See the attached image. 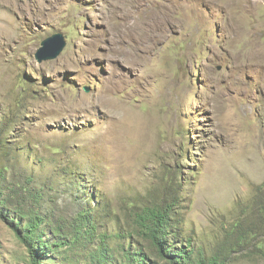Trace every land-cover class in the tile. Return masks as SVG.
<instances>
[{"label":"rangeland","instance_id":"rangeland-1","mask_svg":"<svg viewBox=\"0 0 264 264\" xmlns=\"http://www.w3.org/2000/svg\"><path fill=\"white\" fill-rule=\"evenodd\" d=\"M57 34L63 53L39 63ZM0 168V187L67 218L147 201L171 173L210 257L264 202V0H0ZM258 242L228 264H264ZM59 253L43 264L78 255ZM0 264H31L1 218Z\"/></svg>","mask_w":264,"mask_h":264},{"label":"trees","instance_id":"trees-1","mask_svg":"<svg viewBox=\"0 0 264 264\" xmlns=\"http://www.w3.org/2000/svg\"><path fill=\"white\" fill-rule=\"evenodd\" d=\"M7 170L0 168V182H6L4 172ZM178 175L176 171L177 178ZM160 185L161 191L147 201L130 199L118 208L106 202L92 209L91 204L89 209L67 218L57 216L56 210H46L40 203L44 200L43 194L23 199L31 190L10 182L0 187V204L10 208L17 201L21 207H13V215H7L0 206V218L10 225L27 250L31 264L53 262L52 255L58 252L78 254L63 259L67 264H114L116 261L119 264H228L232 253L244 252L249 245L253 246L254 240L258 242L257 236L264 230V202L252 209L258 223H234L225 242L206 257L191 247L183 232L182 190L173 181L172 174ZM116 209L124 212L125 220L120 229L110 234L100 221L114 216L117 219ZM48 230L53 239L48 237ZM112 240L121 241L116 249L111 246ZM255 249L264 255L263 242H258Z\"/></svg>","mask_w":264,"mask_h":264},{"label":"water","instance_id":"water-1","mask_svg":"<svg viewBox=\"0 0 264 264\" xmlns=\"http://www.w3.org/2000/svg\"><path fill=\"white\" fill-rule=\"evenodd\" d=\"M65 37L61 34L54 35L42 42V47L36 54L39 63L57 59L66 48Z\"/></svg>","mask_w":264,"mask_h":264},{"label":"bare ground","instance_id":"bare-ground-1","mask_svg":"<svg viewBox=\"0 0 264 264\" xmlns=\"http://www.w3.org/2000/svg\"><path fill=\"white\" fill-rule=\"evenodd\" d=\"M123 1V0H122ZM126 2V1H125ZM165 24L164 25H167L168 27H171V22L167 19H165ZM165 27V26H164ZM166 29V28H165ZM139 129V128H138Z\"/></svg>","mask_w":264,"mask_h":264}]
</instances>
